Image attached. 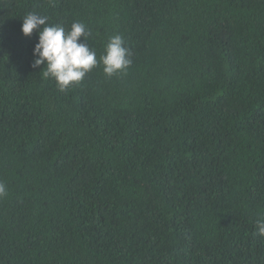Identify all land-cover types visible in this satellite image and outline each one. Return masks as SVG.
Listing matches in <instances>:
<instances>
[{"label":"trees","instance_id":"16d2710c","mask_svg":"<svg viewBox=\"0 0 264 264\" xmlns=\"http://www.w3.org/2000/svg\"><path fill=\"white\" fill-rule=\"evenodd\" d=\"M0 264H264V0H0Z\"/></svg>","mask_w":264,"mask_h":264}]
</instances>
